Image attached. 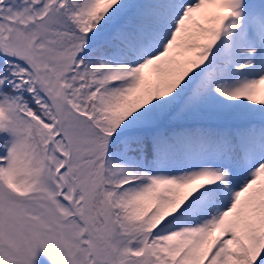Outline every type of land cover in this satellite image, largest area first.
<instances>
[{
    "label": "snow or ice",
    "instance_id": "1",
    "mask_svg": "<svg viewBox=\"0 0 264 264\" xmlns=\"http://www.w3.org/2000/svg\"><path fill=\"white\" fill-rule=\"evenodd\" d=\"M264 264V0H0V264Z\"/></svg>",
    "mask_w": 264,
    "mask_h": 264
},
{
    "label": "rangeland",
    "instance_id": "2",
    "mask_svg": "<svg viewBox=\"0 0 264 264\" xmlns=\"http://www.w3.org/2000/svg\"><path fill=\"white\" fill-rule=\"evenodd\" d=\"M38 264H51V261L43 253L38 254Z\"/></svg>",
    "mask_w": 264,
    "mask_h": 264
}]
</instances>
